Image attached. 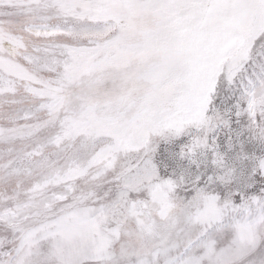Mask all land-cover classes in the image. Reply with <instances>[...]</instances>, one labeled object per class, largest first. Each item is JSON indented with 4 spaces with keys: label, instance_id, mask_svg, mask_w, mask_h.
<instances>
[{
    "label": "snow or ice",
    "instance_id": "snow-or-ice-1",
    "mask_svg": "<svg viewBox=\"0 0 264 264\" xmlns=\"http://www.w3.org/2000/svg\"><path fill=\"white\" fill-rule=\"evenodd\" d=\"M0 264H264V0H0Z\"/></svg>",
    "mask_w": 264,
    "mask_h": 264
}]
</instances>
